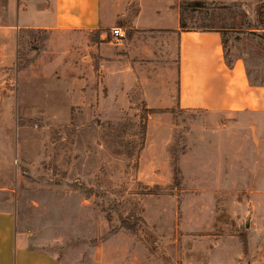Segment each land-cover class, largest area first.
<instances>
[{
  "label": "rangeland",
  "instance_id": "374dc122",
  "mask_svg": "<svg viewBox=\"0 0 264 264\" xmlns=\"http://www.w3.org/2000/svg\"><path fill=\"white\" fill-rule=\"evenodd\" d=\"M142 27L218 28L264 84V0H141ZM1 21L4 18L0 19ZM0 68V210L64 264H264V112L177 104L165 30L19 31Z\"/></svg>",
  "mask_w": 264,
  "mask_h": 264
},
{
  "label": "crops",
  "instance_id": "0c3cea01",
  "mask_svg": "<svg viewBox=\"0 0 264 264\" xmlns=\"http://www.w3.org/2000/svg\"><path fill=\"white\" fill-rule=\"evenodd\" d=\"M141 0H0V68L16 58L23 28L47 31L99 30L112 41V29L125 34L165 30L177 38V104L211 112H264V84L250 81L244 62L225 58L221 29L181 30L174 9L169 27H142ZM122 41V40H121ZM121 41L117 44H120ZM230 56V55H229ZM15 213L0 210V264H64L54 254L30 248L19 237Z\"/></svg>",
  "mask_w": 264,
  "mask_h": 264
},
{
  "label": "built area",
  "instance_id": "2783aa9c",
  "mask_svg": "<svg viewBox=\"0 0 264 264\" xmlns=\"http://www.w3.org/2000/svg\"><path fill=\"white\" fill-rule=\"evenodd\" d=\"M112 35L114 37V42L119 43L124 37L125 33L120 27H115L112 29Z\"/></svg>",
  "mask_w": 264,
  "mask_h": 264
},
{
  "label": "trees",
  "instance_id": "16d2710c",
  "mask_svg": "<svg viewBox=\"0 0 264 264\" xmlns=\"http://www.w3.org/2000/svg\"><path fill=\"white\" fill-rule=\"evenodd\" d=\"M180 25H181V24H180ZM31 30H43V29L23 28V29H20L19 31H31ZM223 47H224V49H225L224 42H223ZM228 56H229V55H228V52H227V50L225 49V58L227 59V63L230 64Z\"/></svg>",
  "mask_w": 264,
  "mask_h": 264
}]
</instances>
